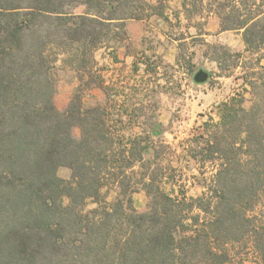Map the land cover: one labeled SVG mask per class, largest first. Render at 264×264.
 Returning <instances> with one entry per match:
<instances>
[{"label": "trees", "instance_id": "trees-1", "mask_svg": "<svg viewBox=\"0 0 264 264\" xmlns=\"http://www.w3.org/2000/svg\"><path fill=\"white\" fill-rule=\"evenodd\" d=\"M190 1L204 2L185 10ZM210 1L222 30L243 31L245 51L222 46L216 60L224 70L248 58L239 78L250 105L234 94L187 141L183 162L204 188L190 195L185 183L166 187L174 168L158 114L140 120L142 83L108 90L95 58L127 36L128 20L165 15L163 0H0V264H264V0ZM58 62L80 86H104L106 102L77 95L59 109Z\"/></svg>", "mask_w": 264, "mask_h": 264}, {"label": "rangeland", "instance_id": "rangeland-1", "mask_svg": "<svg viewBox=\"0 0 264 264\" xmlns=\"http://www.w3.org/2000/svg\"><path fill=\"white\" fill-rule=\"evenodd\" d=\"M158 0H151L156 3ZM169 4V2H171ZM166 4L165 11L170 18L168 24L169 39L158 40L161 46L159 53L151 55L150 72L143 76H135V73L128 71L130 68H123L127 71L124 74V82L106 85L107 89H117L118 91L132 92L137 83L143 85V95H147L145 104L146 116L140 120L150 122L155 120L158 114L162 121L164 132L161 138L165 141L164 146L159 150L165 164H171L174 169L167 170L169 186L176 184H186V189L190 195H198L203 191L201 182L193 179L194 174H198L197 165L194 161L186 166L183 162L184 146L187 141L197 133L205 121L218 119L219 104L236 93L244 92L247 98L246 105H250V94L245 92L243 81L239 76L243 72V66L247 57L232 56L229 58L231 65L224 63L222 67L229 69L222 70L217 62L218 51L222 46L228 48L232 53L245 51L242 29H221V19L215 13L214 1L204 0L203 4L197 2V7L185 10L179 0H163ZM86 9L84 4L73 8L75 13H83ZM213 12H212V11ZM111 40L101 47L108 48V45L118 46L123 42ZM123 41V40H122ZM155 43V44H158ZM173 44L177 45L182 54V63L169 62V55ZM132 48L136 47L133 44ZM154 46V45H153ZM137 48V47H136ZM220 48V49H219ZM105 49V50H106ZM178 50V51H179ZM221 51V50H220ZM249 56V53H245ZM238 63L236 67H232ZM55 72L57 75V90L55 102L59 109L66 110L73 98L77 95L81 97L82 104L89 106L97 102H106L107 94L105 87L93 84L91 87L80 86L78 73L63 67L60 62ZM203 69L209 73L206 82H197L195 73ZM230 70L231 72H228ZM114 86V87H112ZM113 98H116L114 96ZM118 98V97H117ZM119 100L123 97H119ZM157 105V106H155ZM82 129L75 125L73 133L76 137L81 135ZM211 168L206 174L211 175ZM59 175L64 178L71 176V169L66 166L59 168ZM202 181V180H200ZM115 195L111 193V199ZM149 196L143 189L134 193L135 207L144 211L148 208ZM96 204L89 201L87 208H93Z\"/></svg>", "mask_w": 264, "mask_h": 264}, {"label": "crops", "instance_id": "crops-1", "mask_svg": "<svg viewBox=\"0 0 264 264\" xmlns=\"http://www.w3.org/2000/svg\"><path fill=\"white\" fill-rule=\"evenodd\" d=\"M179 1L183 7L184 0ZM170 3H172V1L169 2V4ZM164 14L163 16L154 14L146 19L128 20L126 23L127 36L118 41L123 42V44L118 46L108 45L107 49L105 48L107 46H105L96 50L95 58L104 86L110 83L118 84L124 82L125 78L123 73H125L127 69L125 70L123 66L130 68L128 71L135 73V76L145 77L146 74L150 72V68L152 67L150 56L153 55L154 52L157 55L161 49L158 40L162 39L164 41L165 39H169L168 22L170 18L167 11H165ZM130 44H133L137 48H132ZM178 50L177 45L173 44L167 56V61L180 63L178 61L180 50ZM136 63L140 66L138 71L134 69Z\"/></svg>", "mask_w": 264, "mask_h": 264}, {"label": "water", "instance_id": "water-1", "mask_svg": "<svg viewBox=\"0 0 264 264\" xmlns=\"http://www.w3.org/2000/svg\"><path fill=\"white\" fill-rule=\"evenodd\" d=\"M197 82H205L209 78V73L203 69L198 70L194 76Z\"/></svg>", "mask_w": 264, "mask_h": 264}]
</instances>
